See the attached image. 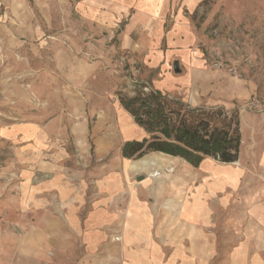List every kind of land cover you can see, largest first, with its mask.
Masks as SVG:
<instances>
[{
	"label": "rangeland",
	"instance_id": "374dc122",
	"mask_svg": "<svg viewBox=\"0 0 264 264\" xmlns=\"http://www.w3.org/2000/svg\"><path fill=\"white\" fill-rule=\"evenodd\" d=\"M85 3L0 0V264H103L98 247L64 228V211L53 209L49 189L41 186L50 172L39 169L48 156L34 141L35 124L59 120L67 138L62 148L72 157L79 147L67 129L87 121V152L90 146L93 156L100 136L97 119L118 105V93L133 96L139 83L143 92L157 88L192 107L236 110L242 152L254 151L264 140V0H200L190 9L168 3L161 49L167 50L171 33L181 36L173 33L181 13L179 24L191 29L202 69L215 75L216 90L210 86L204 95L193 90L195 83L165 79L167 72L182 75L180 65L175 74L171 61L153 65L140 61L137 52L122 51L128 17L117 18L111 27ZM223 244L217 241L219 255L236 243ZM225 260L219 256L212 264Z\"/></svg>",
	"mask_w": 264,
	"mask_h": 264
},
{
	"label": "crops",
	"instance_id": "0c3cea01",
	"mask_svg": "<svg viewBox=\"0 0 264 264\" xmlns=\"http://www.w3.org/2000/svg\"><path fill=\"white\" fill-rule=\"evenodd\" d=\"M171 1L190 9L200 0H86L85 5L111 27L117 18L128 17L122 51L137 52L140 61L158 66L177 61L182 75L167 72L165 79L195 83L193 90L208 94L210 86L216 90L215 75L202 69L191 29L179 24L181 13L173 32L181 36L171 33L167 50L161 49ZM106 110L109 117L103 112L97 119L100 136L93 156L90 146L87 152V121L67 129L79 147L72 157L62 148L67 138L59 120L32 128L39 152L48 156L39 165L50 172L41 186L49 189L53 209L64 211L62 224L69 234L98 247L103 264H212L219 256L227 259L222 264H264V140L254 151H239L233 163L206 157L194 167L157 152L135 161L124 158L120 147L146 133L119 99ZM215 227L226 234H216ZM217 241L236 244L219 255Z\"/></svg>",
	"mask_w": 264,
	"mask_h": 264
},
{
	"label": "trees",
	"instance_id": "16d2710c",
	"mask_svg": "<svg viewBox=\"0 0 264 264\" xmlns=\"http://www.w3.org/2000/svg\"><path fill=\"white\" fill-rule=\"evenodd\" d=\"M143 87L134 84L130 97L118 93L120 105L147 135L141 140L124 142L120 147L124 158L157 152L180 158L194 167L206 157L220 163L237 161L241 135L236 110L192 107L159 90L143 92Z\"/></svg>",
	"mask_w": 264,
	"mask_h": 264
},
{
	"label": "water",
	"instance_id": "95a60500",
	"mask_svg": "<svg viewBox=\"0 0 264 264\" xmlns=\"http://www.w3.org/2000/svg\"><path fill=\"white\" fill-rule=\"evenodd\" d=\"M172 70L175 74L180 73V67H179V63L177 61L173 62L172 64Z\"/></svg>",
	"mask_w": 264,
	"mask_h": 264
},
{
	"label": "built area",
	"instance_id": "2783aa9c",
	"mask_svg": "<svg viewBox=\"0 0 264 264\" xmlns=\"http://www.w3.org/2000/svg\"><path fill=\"white\" fill-rule=\"evenodd\" d=\"M259 103L257 101H252L251 106L254 108H258Z\"/></svg>",
	"mask_w": 264,
	"mask_h": 264
}]
</instances>
